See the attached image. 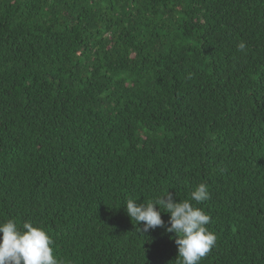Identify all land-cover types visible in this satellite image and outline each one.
<instances>
[{
  "label": "trees",
  "instance_id": "16d2710c",
  "mask_svg": "<svg viewBox=\"0 0 264 264\" xmlns=\"http://www.w3.org/2000/svg\"><path fill=\"white\" fill-rule=\"evenodd\" d=\"M168 191L211 218L199 264H264V0H0V222L62 264H174L124 207Z\"/></svg>",
  "mask_w": 264,
  "mask_h": 264
},
{
  "label": "clouds",
  "instance_id": "9594fccd",
  "mask_svg": "<svg viewBox=\"0 0 264 264\" xmlns=\"http://www.w3.org/2000/svg\"><path fill=\"white\" fill-rule=\"evenodd\" d=\"M237 47L244 51L246 45L241 42ZM209 198L210 193L204 183L196 186L190 193V200L196 203ZM190 200L176 202L173 194L168 191L166 195L157 196L148 202L137 203V200L129 198L124 207L132 223L135 221L134 225L143 222L142 229L137 227L140 234L157 227L175 234L178 257L174 264H199L214 246L216 237L206 227L210 223V216L194 207ZM161 213L170 214V226H165ZM53 253L52 240L42 228L33 226L30 222H25L22 228H18L13 219L0 222V264H62Z\"/></svg>",
  "mask_w": 264,
  "mask_h": 264
}]
</instances>
